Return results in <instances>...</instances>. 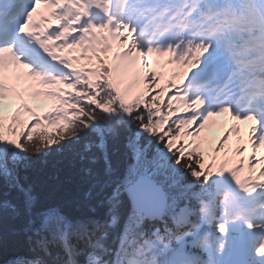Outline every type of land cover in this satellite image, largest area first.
Listing matches in <instances>:
<instances>
[{
  "label": "snow or ice",
  "instance_id": "obj_1",
  "mask_svg": "<svg viewBox=\"0 0 264 264\" xmlns=\"http://www.w3.org/2000/svg\"><path fill=\"white\" fill-rule=\"evenodd\" d=\"M39 98L55 103L41 114L24 102ZM5 100L20 101L10 115ZM224 115L223 134L205 135ZM45 124L61 127L35 131ZM121 137L136 224L108 243L118 216L43 205L28 172L73 140L80 160L112 170ZM262 153L264 0H0V183L20 194L0 210L24 238L6 264H264ZM173 170L190 177L187 201L166 190ZM140 188L154 193L146 211Z\"/></svg>",
  "mask_w": 264,
  "mask_h": 264
},
{
  "label": "trees",
  "instance_id": "obj_2",
  "mask_svg": "<svg viewBox=\"0 0 264 264\" xmlns=\"http://www.w3.org/2000/svg\"><path fill=\"white\" fill-rule=\"evenodd\" d=\"M35 131L44 130L39 128ZM129 131L137 137L143 135L134 129ZM86 134L88 133L81 132V138ZM81 142V140L66 142L63 150H53L34 158V166L28 172L33 194L41 204L58 206L74 218L93 215L90 211L93 207L96 208V218L102 222L107 220L109 215L118 216L119 223L108 229V237L115 238L117 232L131 218V211L120 187L124 176L136 161L126 149L127 141L122 137L109 143L108 165L112 170L105 166L103 158H98L94 165L86 160H80L77 152ZM157 152L160 154L158 160H162L164 153L159 149ZM160 165L162 169L171 168L170 164ZM172 177L173 180L166 185V190L180 197L182 201H187L192 191L190 177L178 170L172 171ZM19 195L16 190H9L0 183V202L5 199L15 201ZM20 223L19 220L5 218L3 211L0 210V237L3 238V244L0 246V264H6L15 255L24 251L23 235H16ZM113 241L107 240L108 243Z\"/></svg>",
  "mask_w": 264,
  "mask_h": 264
},
{
  "label": "water",
  "instance_id": "obj_3",
  "mask_svg": "<svg viewBox=\"0 0 264 264\" xmlns=\"http://www.w3.org/2000/svg\"><path fill=\"white\" fill-rule=\"evenodd\" d=\"M154 197V193L148 188H140L136 193V208L141 211H146L150 207V202ZM130 198V197H129ZM131 200V205L133 206V201Z\"/></svg>",
  "mask_w": 264,
  "mask_h": 264
},
{
  "label": "rangeland",
  "instance_id": "obj_4",
  "mask_svg": "<svg viewBox=\"0 0 264 264\" xmlns=\"http://www.w3.org/2000/svg\"><path fill=\"white\" fill-rule=\"evenodd\" d=\"M204 134H207V135L210 134L211 136L217 135L219 137L222 133H221V131L219 132V131H216V130L213 133L212 132L209 133L208 130L206 129Z\"/></svg>",
  "mask_w": 264,
  "mask_h": 264
}]
</instances>
